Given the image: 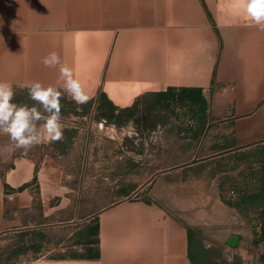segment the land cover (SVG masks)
<instances>
[{
  "label": "crops",
  "instance_id": "crops-1",
  "mask_svg": "<svg viewBox=\"0 0 264 264\" xmlns=\"http://www.w3.org/2000/svg\"><path fill=\"white\" fill-rule=\"evenodd\" d=\"M51 51L94 99L63 93L62 141L0 153V264H264V31L232 0H0L14 102L34 103L31 81L63 92L41 63ZM169 88L188 89L187 105L170 128L149 123V97ZM229 165L251 167L255 188L212 215Z\"/></svg>",
  "mask_w": 264,
  "mask_h": 264
},
{
  "label": "clouds",
  "instance_id": "clouds-1",
  "mask_svg": "<svg viewBox=\"0 0 264 264\" xmlns=\"http://www.w3.org/2000/svg\"><path fill=\"white\" fill-rule=\"evenodd\" d=\"M237 14L247 22L264 31V0H232ZM46 68H59L57 84L45 85L31 81L27 85L28 99L34 103L18 104L11 82L0 80V134L7 135L10 143L0 153L9 155L18 149L27 151L43 143L64 139L61 99L63 93L77 105H86L94 96L85 88L74 70L62 61L60 53L51 51L41 60Z\"/></svg>",
  "mask_w": 264,
  "mask_h": 264
},
{
  "label": "rangeland",
  "instance_id": "rangeland-1",
  "mask_svg": "<svg viewBox=\"0 0 264 264\" xmlns=\"http://www.w3.org/2000/svg\"><path fill=\"white\" fill-rule=\"evenodd\" d=\"M180 109H182V107ZM165 116H170V114L167 112L165 114ZM171 123H172V121L170 120V118H168L167 121L164 122L163 124L166 127L170 128L172 126ZM167 132H168V134L165 133V135H164L165 143L172 141V136L170 135L169 130ZM174 141H175V139H174ZM179 141L181 144H184V143L186 144V143L191 142L188 140V137L186 135L185 136L181 135L179 137ZM165 153L168 154L165 157L172 158V152H165ZM194 154H195V152L181 151L180 152V159H187V158L194 157L197 160V162L204 160L203 156H204L205 152L197 151L195 156H194ZM233 157H234V155L229 156V158H233ZM214 158H216V156H214ZM216 159H218V157ZM233 161L235 162V160H233ZM218 163L219 162L215 161V160L212 161V163H211L213 176L215 175L216 172L217 173L219 172ZM196 168H197V174H200V173L202 174L204 168H207V165L205 167H203V163H200L196 166ZM227 169H228V175H227L228 186H225L224 189L223 188L221 189L222 190V194L220 195L221 198H219L217 196V197L212 199V204H213L212 215L214 213H216L214 210L216 208L215 206L218 205L220 202L225 204V205L229 204V202H234V201L236 202V200L239 198V195H241L242 193H251L252 190L255 188V182L253 181V177H252L253 172L251 170V167H247V166L242 167L241 165H239V166H235V165L230 166L229 165V167ZM213 181H214L213 187L220 185V178L213 179ZM196 185H197V190L202 189V185H203L202 183H200V184L197 183ZM196 203H197V208H199L200 206L202 207V203H203L202 197L197 196ZM243 214H244L245 221H247L249 218L250 212L248 210H244ZM201 217L202 216H200L198 218L200 219Z\"/></svg>",
  "mask_w": 264,
  "mask_h": 264
},
{
  "label": "trees",
  "instance_id": "trees-1",
  "mask_svg": "<svg viewBox=\"0 0 264 264\" xmlns=\"http://www.w3.org/2000/svg\"><path fill=\"white\" fill-rule=\"evenodd\" d=\"M189 96H188V89H179L176 90L174 88H169L166 92H161L155 95H151L149 97V101L147 103V107L146 110L148 111V115L145 117L147 121H149V123H154L155 124H159V123H164L167 121L168 118H170V116H165V114L168 112L170 115L171 113L174 111L173 110V105L174 106H179V107H184L187 105V102L189 101ZM191 100L196 103L197 101H202L203 99L201 96H197L191 98ZM141 101L144 103L146 100L145 99H141ZM138 103V102H137ZM135 103V106L136 104ZM85 106V105H83ZM164 111V115L160 116V114H153V112H162ZM264 236V230H262L255 242L258 243L259 240H261Z\"/></svg>",
  "mask_w": 264,
  "mask_h": 264
},
{
  "label": "water",
  "instance_id": "water-1",
  "mask_svg": "<svg viewBox=\"0 0 264 264\" xmlns=\"http://www.w3.org/2000/svg\"><path fill=\"white\" fill-rule=\"evenodd\" d=\"M239 236L234 235L231 237V239L228 241V245L232 248H236L238 244Z\"/></svg>",
  "mask_w": 264,
  "mask_h": 264
}]
</instances>
